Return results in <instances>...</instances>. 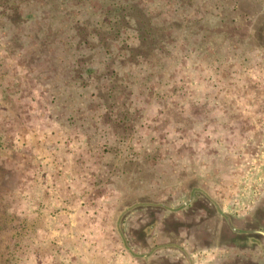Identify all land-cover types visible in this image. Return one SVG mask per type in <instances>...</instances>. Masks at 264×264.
Returning a JSON list of instances; mask_svg holds the SVG:
<instances>
[{"label":"rangeland","instance_id":"1","mask_svg":"<svg viewBox=\"0 0 264 264\" xmlns=\"http://www.w3.org/2000/svg\"><path fill=\"white\" fill-rule=\"evenodd\" d=\"M46 2L48 30L13 44L0 28V264H264V36L203 37L180 13L135 75L118 146L55 60L108 1Z\"/></svg>","mask_w":264,"mask_h":264},{"label":"trees","instance_id":"2","mask_svg":"<svg viewBox=\"0 0 264 264\" xmlns=\"http://www.w3.org/2000/svg\"><path fill=\"white\" fill-rule=\"evenodd\" d=\"M46 1L0 0V28L11 33V43H21V38H27L30 29L35 36L44 28L48 30V24L55 23L53 19H47L45 11L51 10V5ZM72 1L75 4L80 2ZM107 1L104 17L95 21L93 26L85 27L78 19L73 21L74 34L59 41L62 56L56 52L55 60L63 65L69 63L64 68L69 78L82 89L90 90L88 98L96 105L93 114L96 133L101 135L110 131L118 140L114 141L118 146L135 129V113L139 112V105L129 90L135 75L147 72L149 51L161 50L158 44L165 42L162 40L164 30L182 27L180 13L192 14L193 18L186 23L196 25L203 37L213 33L212 23L218 27L216 34L224 32L234 43L240 44L242 33L246 29L249 31L250 27L251 34L264 36L263 0H159V17L166 12V20L161 23L156 12L146 8L140 0ZM76 38L78 40L73 44ZM31 46L37 48L36 55L52 57L47 54V48L36 41L28 48ZM120 133L124 138L118 136Z\"/></svg>","mask_w":264,"mask_h":264}]
</instances>
